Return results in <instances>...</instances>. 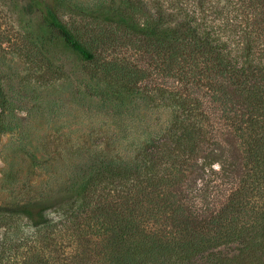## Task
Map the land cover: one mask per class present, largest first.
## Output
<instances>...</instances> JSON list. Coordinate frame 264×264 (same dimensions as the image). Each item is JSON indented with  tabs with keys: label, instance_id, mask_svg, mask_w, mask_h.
<instances>
[{
	"label": "trees",
	"instance_id": "16d2710c",
	"mask_svg": "<svg viewBox=\"0 0 264 264\" xmlns=\"http://www.w3.org/2000/svg\"><path fill=\"white\" fill-rule=\"evenodd\" d=\"M111 3L103 19L161 66L162 100L181 115L133 161L104 143L53 206L0 210V264H264V0ZM29 5L95 62L93 41L51 4ZM126 64L102 57L87 79L137 90L139 69Z\"/></svg>",
	"mask_w": 264,
	"mask_h": 264
},
{
	"label": "rangeland",
	"instance_id": "374dc122",
	"mask_svg": "<svg viewBox=\"0 0 264 264\" xmlns=\"http://www.w3.org/2000/svg\"><path fill=\"white\" fill-rule=\"evenodd\" d=\"M45 1L82 41H93L95 62L52 31L30 0H0V210L53 206L94 170L104 143L133 161L141 143L181 115L162 100L161 66L119 43L114 24L103 19L115 0L101 10L94 9L100 0ZM102 57L136 66L141 87L88 81Z\"/></svg>",
	"mask_w": 264,
	"mask_h": 264
}]
</instances>
